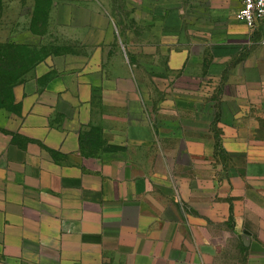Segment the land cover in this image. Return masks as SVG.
<instances>
[{"label": "crops", "instance_id": "0c3cea01", "mask_svg": "<svg viewBox=\"0 0 264 264\" xmlns=\"http://www.w3.org/2000/svg\"><path fill=\"white\" fill-rule=\"evenodd\" d=\"M61 1L69 12L87 5ZM210 2L215 22L220 16L221 23H230L225 2ZM35 5L36 0H0V45L15 38V30L4 25L33 22ZM235 23L241 31L228 26L227 34L212 38L215 47L226 48L221 59L209 48L211 61L222 68L231 63L226 85L234 91L220 101L254 104L264 118V46L242 21ZM174 60L169 54V67ZM36 68L32 80L39 76ZM79 79L76 107L87 106L84 119L66 116L59 104L69 100L61 90H41L39 82L33 85L35 124L9 128L13 112L0 107V264H264V174L229 175L222 182L226 191L202 195L203 205H197L181 189L186 178L170 175L171 134L179 145L187 132L180 111L176 120H164L167 111L154 114L138 91L125 88L122 76L104 77L103 67L101 84ZM62 85L71 82L63 78ZM100 85L102 104L105 88L122 103L112 111L103 107L98 117L93 88ZM132 103L137 118L130 116ZM64 120L77 127L70 129ZM194 127L193 133L202 134L203 154L211 155L206 126ZM225 149L250 156L264 153V144L227 141ZM256 163L264 165L259 158Z\"/></svg>", "mask_w": 264, "mask_h": 264}, {"label": "rangeland", "instance_id": "374dc122", "mask_svg": "<svg viewBox=\"0 0 264 264\" xmlns=\"http://www.w3.org/2000/svg\"><path fill=\"white\" fill-rule=\"evenodd\" d=\"M49 1L52 0H36L31 8L33 22L4 25L9 31L15 30L11 32L15 38L1 44L8 45V55L0 67V107L13 112L9 128H18V123L35 124L31 109L36 91L33 85L38 82L41 90H61L59 94L69 100L68 104H59L66 116L78 114L84 119L87 106L76 107V83L79 76L100 83L103 67L104 77L122 76L125 88L132 94L133 90L138 91L154 114L161 108L167 111L164 120H176L180 111L187 132L179 145L175 134H171L170 175L178 173L186 178L181 189L187 196L191 193L197 205H203L202 195L226 191L222 182L229 175L264 174V165L256 163L258 158L264 162V153L253 151L250 156H242L225 149L227 141L264 144V118L257 113L259 110L255 111L254 104L220 101L234 91V87L226 85L231 63L222 68V63L211 61L212 54L221 59L226 49L215 47L212 38L227 34L228 26L242 30L235 23L240 21V0H214L225 2L231 12L228 24L221 23L220 16L215 22L211 0H87L86 9L73 7L70 12L63 1L56 0L55 7L48 6ZM21 28L30 29L20 32ZM181 49L189 54L179 55ZM169 54L175 58L173 68L168 66ZM35 67L39 76L32 80L31 69ZM63 78L71 85L63 86ZM93 92L92 111L98 117L103 107L112 111L122 103L119 95L105 88L102 104L101 85L94 87ZM130 106V116L137 118L136 104ZM158 118L161 117L157 115ZM2 119L0 113V123ZM63 122L70 129L77 127L74 121ZM194 126H206V139L214 144L211 155L203 154L204 140L202 134L192 132ZM91 139L95 141V137ZM210 178L217 183L213 184ZM236 185L240 186V182L236 181Z\"/></svg>", "mask_w": 264, "mask_h": 264}, {"label": "built area", "instance_id": "2783aa9c", "mask_svg": "<svg viewBox=\"0 0 264 264\" xmlns=\"http://www.w3.org/2000/svg\"><path fill=\"white\" fill-rule=\"evenodd\" d=\"M237 16L264 46V0H240Z\"/></svg>", "mask_w": 264, "mask_h": 264}, {"label": "trees", "instance_id": "16d2710c", "mask_svg": "<svg viewBox=\"0 0 264 264\" xmlns=\"http://www.w3.org/2000/svg\"><path fill=\"white\" fill-rule=\"evenodd\" d=\"M8 45H0V67H3L4 61H7L6 57L8 55L7 53ZM2 51V52H1ZM6 69V68H5ZM2 70V69H1ZM7 72V71H6ZM2 77V76H1Z\"/></svg>", "mask_w": 264, "mask_h": 264}]
</instances>
